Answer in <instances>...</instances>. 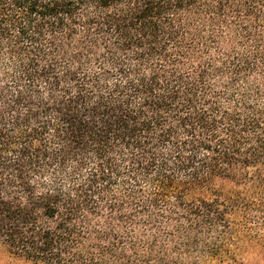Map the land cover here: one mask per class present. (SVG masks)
<instances>
[{"label":"trees","instance_id":"1","mask_svg":"<svg viewBox=\"0 0 264 264\" xmlns=\"http://www.w3.org/2000/svg\"><path fill=\"white\" fill-rule=\"evenodd\" d=\"M0 246L264 264V0H0Z\"/></svg>","mask_w":264,"mask_h":264},{"label":"rangeland","instance_id":"2","mask_svg":"<svg viewBox=\"0 0 264 264\" xmlns=\"http://www.w3.org/2000/svg\"><path fill=\"white\" fill-rule=\"evenodd\" d=\"M0 264H31L13 254L4 246H0Z\"/></svg>","mask_w":264,"mask_h":264}]
</instances>
